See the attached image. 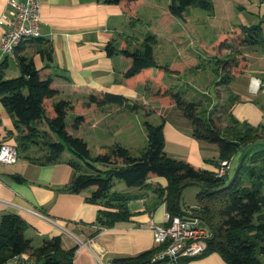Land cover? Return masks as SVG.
I'll return each instance as SVG.
<instances>
[{
    "label": "trees",
    "instance_id": "obj_1",
    "mask_svg": "<svg viewBox=\"0 0 264 264\" xmlns=\"http://www.w3.org/2000/svg\"><path fill=\"white\" fill-rule=\"evenodd\" d=\"M103 1L121 4L127 13H134L136 7L149 3L148 0ZM188 6L200 8L207 13L212 10L210 0H170L167 6L160 7V15L164 16L159 15L158 27L170 26L171 16L182 17ZM234 39L237 46L233 44ZM260 39V23L240 24L218 32L208 44H201L199 49L205 58L215 59L218 65L220 63L217 69L222 71L219 82L229 87L232 80L248 65V59L241 53L240 46H254L260 43ZM27 41L38 43L35 50L44 65L36 67L32 57L23 53L24 44L18 45L12 58L18 65L19 74L7 78L5 69L8 67L9 55L3 57L0 60V103L17 131V156L23 154V157L39 165L66 162L72 168V175L59 189L73 193L89 189L85 201L100 206L92 223H71L75 228L88 229L86 236L90 238L104 228L129 219L132 212L128 202L141 195L115 189L117 180L129 188L152 190L171 215L197 216L208 227L210 235L203 251L195 256H180L173 264H190L192 259L211 252H217L227 264H264L261 259L264 256L263 143L258 142L249 150L231 181L232 173L229 171L218 176L215 171L192 165L183 157L166 154L163 149V121L153 124L144 120L141 123L147 140L139 154H133L119 143H113L98 146L96 155L92 157L86 141L67 130V110L76 111L72 128L77 129L89 119L99 117L106 105L127 107L133 111L139 105L130 103L129 98L122 94L95 87L80 91L81 103L74 104L69 98L59 96V90L52 85L53 75L45 72L52 62V48L39 36ZM220 42H225L223 48H227L223 58L217 55L223 49H219ZM152 48V43H144L143 48L132 50L125 46L116 49L112 41L105 45L108 55L116 52L131 59L130 66L122 73L128 87L144 82L150 100L163 105L174 104L189 121L195 139L216 145L219 155L215 161L210 160L211 164L217 166L221 160L229 159L239 152L236 164L232 167L234 172L244 149L252 142L264 141V123L251 125L237 120L228 112L235 98V95L230 94L228 103L219 111L226 114L227 123L217 126L212 115L215 108H201L200 101L187 100L182 93L172 92L161 78L165 72L178 74L187 65L200 68L196 53L186 50L175 60L159 64L153 56ZM230 49L235 55H230ZM150 79L156 81L153 89L150 88ZM31 147H35L33 153L28 152ZM156 177L165 178L166 184L161 186L147 181ZM192 184L197 186L195 204L182 208L181 192ZM27 226L17 213L4 212L0 215V264L23 251H30L37 264H73L77 244L64 248L60 234L45 237L39 246L34 247L31 239L25 235ZM72 232L78 234L80 231L73 228ZM163 247L157 245L137 255L114 258L113 262L157 264L162 261H153L152 256Z\"/></svg>",
    "mask_w": 264,
    "mask_h": 264
},
{
    "label": "crops",
    "instance_id": "obj_2",
    "mask_svg": "<svg viewBox=\"0 0 264 264\" xmlns=\"http://www.w3.org/2000/svg\"><path fill=\"white\" fill-rule=\"evenodd\" d=\"M7 1L0 0V17L8 10ZM148 1L150 3V0ZM246 11L254 17V22L251 24L260 23L261 45L258 44L264 47V0H257L254 3V11L250 9ZM39 12V37L52 48V62L45 72L53 75L52 85L59 90V96L74 92L80 93L84 89L95 87L123 94L131 100H133L131 96L137 97L135 86L138 83L144 84V82L128 87L122 76V73L130 66L131 59L116 52L108 55L105 45L112 41L116 49L125 46L132 50L138 47L136 44L130 47L127 42L133 36L129 27L121 31L128 22L131 28L140 23L138 8L137 17L133 19L134 13L125 12L121 4L107 3L103 0H41ZM155 22L152 23L155 24ZM241 24L246 25V23ZM2 32L3 25L0 24V35ZM190 36L188 35L189 45H191ZM27 40L29 39L20 43V46L24 44L23 53L32 57L36 67H42L44 61L35 50L38 43ZM136 42L138 41L135 40ZM249 47L246 48L248 53L242 52L248 59L247 68L232 80L231 88L236 94H233L235 95L234 102L228 112L239 121L257 125L264 123V94L261 91L255 94L250 93L248 82L251 77H264V52L257 54L255 45ZM171 48L173 58L180 55L175 44ZM193 49L199 54L197 49ZM251 62L256 67L253 71L249 69ZM190 70H193L191 73L196 74L202 72L203 69L190 68ZM166 75L165 73L161 75L165 84L169 79L180 78V75ZM148 81L152 83L150 88L153 89L156 81L154 79ZM147 93L148 91L142 94L145 101L144 95ZM142 105L147 111L161 113L159 123L163 121V149L166 154L183 157L192 165L214 171L215 165L211 164L210 160L215 161L219 155L216 145L195 139L190 131L191 125L182 113L180 115L175 109H169L172 106L159 107V109L157 106H152L153 108L148 109L145 102ZM169 110L174 111L177 119L168 116ZM128 113L130 112L122 108L110 107L109 110L105 109L101 116L91 121L89 128H91L90 132H94L97 145L106 144L107 136L124 140L126 144L118 141L117 143L122 146L126 145L124 147L129 150L130 145L134 147L146 145L147 138L141 123L136 121L135 126L128 123L126 115L131 114ZM94 128L99 129L101 137L104 136L103 142ZM67 130L73 134L68 127ZM16 135L17 131L12 119L0 103V143L4 140H11L16 144ZM34 151L35 147L28 150L29 153ZM23 156L20 154L12 165H0V215L4 212H13L22 217L28 224L24 231L25 235L31 239L34 247L39 246L45 237L61 234L64 248L77 244L73 264H117L113 262L114 258L137 255L157 246L153 241L149 225L151 222L164 221L165 207L155 192L149 189L129 188L121 181H117L115 189L141 195L128 202L132 212L131 216L128 220L119 221L114 226L104 228L88 238L86 236L88 229L75 228L71 223H92L100 206L85 201L84 197L89 189L79 193L59 189L69 181L72 175L71 166L66 162L39 165ZM14 176H18L19 180L13 178ZM147 181L161 186L166 184V179L163 177L151 178ZM73 228L80 232L73 233ZM27 253L30 254V251ZM3 264L11 263L7 261ZM157 264H173V262L162 261ZM190 264L227 263L217 252H211L203 257L192 259Z\"/></svg>",
    "mask_w": 264,
    "mask_h": 264
},
{
    "label": "rangeland",
    "instance_id": "obj_3",
    "mask_svg": "<svg viewBox=\"0 0 264 264\" xmlns=\"http://www.w3.org/2000/svg\"><path fill=\"white\" fill-rule=\"evenodd\" d=\"M210 1L212 3V10L210 13H207L206 11L197 7L188 6L182 17L171 16L170 26L167 24L166 26H164L165 28L163 27L159 28L157 23L158 21L157 16L161 14L162 8L160 7L163 5L167 6L170 0H150V3L142 4L136 7V9L134 10L133 19L137 17L136 10L138 8V13L140 15L139 16L140 19L138 21L140 23L136 24L134 28H131L128 22V24L126 23L125 27H123L121 31L126 30L127 27H129V29L132 30V32L130 33L133 36H131V38L127 41L130 47H133L136 44L138 45V48L139 47L143 48L144 43H152L153 56L157 61V63L159 64H164L175 60L180 55H182V53L184 54L186 50L189 51L192 50L190 51L191 53L193 52L196 53L193 48L197 49V51L199 52V54L196 53V56H198L197 61L199 63L200 68L203 69L202 72L196 74L191 73V71L193 70H190V68L191 69L194 68L195 70L196 65L192 67L187 65L181 71L182 73L180 72L178 74H175V75H180V78H177L176 80L169 79L166 85L168 88L171 89L172 92L182 93L183 97L187 100L200 101L201 108H206L207 110L215 108L212 113L213 118L215 119V123L217 126H224L227 123L226 120L227 116L226 114H221L220 112H218V110L223 105L228 103V99H227L228 94H236V93H234V91L231 88L232 82L230 83L229 87H226L219 82L222 75L221 74L222 71L220 70V68L219 70L217 69L220 66V63L218 65L215 59L205 58L200 53L199 48L202 47L201 44L204 45L208 44L210 40L213 39L218 32L226 31L233 26H237V25L239 26L241 23H246L249 25L251 24V22H254L253 21L254 17H252V15H250V13L246 10L250 9L251 11H254V3H256L257 0H210ZM161 16H164V14L160 15V17ZM152 22H155V24H153ZM153 25H156L157 27H154ZM208 26H210L213 29H211ZM190 30L194 31V35L190 36V34H192ZM174 32L178 33V35ZM188 35L191 38L190 39L191 45H189ZM154 38H155V42H153ZM133 40L134 42H132ZM135 40H137L138 42L135 43ZM173 44H175V46L178 47L177 49L179 50L180 53V55H178L175 58H173V54L171 51L172 49L171 47H173ZM233 44L237 46L235 39L233 40ZM225 45H226L225 42L219 43L220 51ZM260 45L259 44L255 45V48L257 47L256 49L257 54L264 52V47ZM247 47L248 46H240L241 53L242 52L248 53V51L246 50ZM226 51L227 48L224 47L222 49V53L219 52L217 55L223 58L226 55ZM232 51H233L232 49L229 50L230 55H235V52ZM237 59H238V55L236 56V60ZM255 68L256 67L251 62L249 69L253 71ZM5 70H6L5 75L7 78L15 77L19 74L18 65L16 61L12 58V56H9L8 67ZM153 70L155 69L153 68ZM165 74H167L166 76H170L171 73L165 72ZM234 84L237 83L234 82ZM145 88H146L145 85L138 83L135 86V90H137L136 93L137 97L131 96L133 100L129 99V101H131L130 103L133 104L137 103L139 105L136 111H133L127 107L123 108L116 105H106L102 108L103 109L102 114L105 112V109L109 110L110 107L113 108L119 107L131 113V114L128 113L130 115H126V119L128 120V123L132 124L133 126L136 125V121L142 123L144 120H147L153 124H159L161 120V113L157 114L156 112H152V111L148 112L147 110H145L144 106L142 105V103L145 102L147 104L146 108L148 109L153 108L152 106H157L158 107L157 109H159V107L162 108V107L172 106L169 109H175L177 113L181 115L182 112L178 111L179 109L174 104L163 105L156 101L150 100L147 95H144L146 98L145 101V99L142 98V94L146 93ZM74 93H68L67 95H65V98H69L74 104L81 103L82 101L81 94L76 92ZM149 105L151 107H148ZM161 108H160V112H161ZM76 115L77 113L75 110L68 109L65 116L66 125L69 128V130L73 132L74 135L77 136L80 135L81 137L83 136V139L86 141L89 148V153L92 157L96 155L98 150L97 148L100 145L107 146L113 144L114 142L117 143V141L121 142L122 144H126V142L122 139H116L114 137L107 136L108 138L106 140V144L103 143L97 145L93 135L94 132H90L91 128H89V124L91 123L92 120H94V117L89 119L86 123L80 125L77 129H73L72 128V124L74 121L73 117ZM168 116L177 119V115L174 114L173 110H169ZM86 124H88V126H85ZM80 127L82 128L80 129ZM94 129H96L95 131L98 132L99 139L101 140V142H103L102 138H104V136L101 137L98 128H94ZM105 131L108 132V130L106 129ZM142 146L143 145H141L140 147L138 146L134 147L130 145L129 147L128 146L127 147L130 148V151L132 153L139 154L143 149ZM238 155L239 152H237L234 156L231 157L230 159L231 161L229 164L230 167L227 170V172L229 171L233 174L232 167L234 166V164H236ZM94 164L96 166H99L98 163H94ZM121 183L123 182L121 181ZM196 190H197V186L193 184L183 188L180 198V205L182 208L185 207L187 208V206H193L195 204ZM261 259H263L264 262V256L261 257Z\"/></svg>",
    "mask_w": 264,
    "mask_h": 264
},
{
    "label": "built area",
    "instance_id": "obj_4",
    "mask_svg": "<svg viewBox=\"0 0 264 264\" xmlns=\"http://www.w3.org/2000/svg\"><path fill=\"white\" fill-rule=\"evenodd\" d=\"M7 5L8 10L0 17V24L3 25V32L0 35V60L7 55H13L15 47L25 39L40 35L41 0H8ZM248 91L252 94L261 91L264 94V77H251L248 82ZM17 158L15 142L2 141L0 165H12ZM230 159H223L215 166L214 171L218 176L227 173ZM39 215L44 217L42 214ZM149 228L154 243L164 245L153 254V261L174 262L180 256L198 255L205 248L206 239L210 235L208 227L199 217L171 215L166 210L164 221L151 222ZM8 261L11 264H37L35 258L27 251L12 256Z\"/></svg>",
    "mask_w": 264,
    "mask_h": 264
},
{
    "label": "water",
    "instance_id": "obj_5",
    "mask_svg": "<svg viewBox=\"0 0 264 264\" xmlns=\"http://www.w3.org/2000/svg\"><path fill=\"white\" fill-rule=\"evenodd\" d=\"M258 142H261V143L264 144V141H255V142L250 143V144L244 149V151H243V153H242V155H241V157H240V159H239V161H238V163H237V165H236V167H235V170H234V172H233V174H232V176H231L230 181L233 179V177L235 176L236 172L238 171V169H239L240 166L242 165V163H243V161H244V159H245L247 153L249 152V150H250V149H251L256 143H258ZM13 178H15L16 180H19V177H18V176H14Z\"/></svg>",
    "mask_w": 264,
    "mask_h": 264
}]
</instances>
